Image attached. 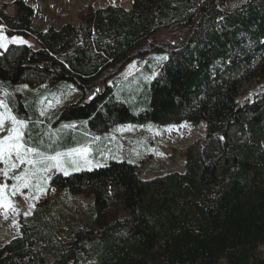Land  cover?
I'll return each mask as SVG.
<instances>
[{
	"label": "trees",
	"instance_id": "1",
	"mask_svg": "<svg viewBox=\"0 0 264 264\" xmlns=\"http://www.w3.org/2000/svg\"><path fill=\"white\" fill-rule=\"evenodd\" d=\"M34 16L26 0H0V30L41 47L11 45L0 86L72 84L81 98L53 128L77 125L73 136H83L129 123L207 122L208 132L188 150L186 174L145 181L135 165L113 161L55 176V188L94 196L99 228L80 227L51 262V212L36 210L0 248V264H264V91L238 102L246 82L264 80V0H134L129 10L89 3L77 23L47 31L32 27ZM163 30L174 41H159ZM154 52L168 59L135 113L108 82ZM9 105L21 115L34 99Z\"/></svg>",
	"mask_w": 264,
	"mask_h": 264
},
{
	"label": "rangeland",
	"instance_id": "2",
	"mask_svg": "<svg viewBox=\"0 0 264 264\" xmlns=\"http://www.w3.org/2000/svg\"><path fill=\"white\" fill-rule=\"evenodd\" d=\"M7 3L6 13L11 16L16 15L13 2ZM26 3L35 10L32 27L47 31L51 27L60 30L67 22L77 23V12L89 3L94 4L96 9L112 5L129 10L133 7L134 0H26ZM157 36L159 41L169 43L174 41L173 33L169 30H163ZM0 37H3L0 43L5 44L7 49L11 45L28 46L33 50L41 48L34 37L30 39L19 36L8 37L5 26L0 30ZM14 40L17 42H13ZM20 40L26 43L21 44L18 42ZM5 52L0 48V57ZM164 56L167 57V54L154 52L149 56L138 58L108 82L114 88L116 98L128 103L133 112L140 113L144 109L143 104L150 86L166 62L158 58ZM262 91H264V80L252 79L243 85L238 102L240 104L252 102ZM18 95L33 97L34 106L28 113L17 115V112L11 109L9 101ZM80 98L81 93L69 83L0 86V100L8 105L12 114L26 122V127L23 129L24 140L29 146L38 147L47 156H55L57 153L67 154L73 149L84 147L89 149L85 156L75 154L62 156L60 161L62 168L51 167L48 172L38 173L32 179V186L29 188H22L15 194L11 187L4 190V196L0 200V248L20 235L23 219L32 217L36 210L48 209L51 212L54 238L58 245L57 251L51 258L53 262L62 254L64 247L71 243L80 227L90 231H97L99 228L94 196L75 195L67 190L55 188L52 185L55 176L93 171L107 167L113 161L135 165L139 178L145 181L173 173L186 174L188 150L202 143L208 132L207 122L199 124L183 122L176 125L129 123L115 126L104 135L86 133L83 136L82 134L73 136L77 125L53 128L52 124L60 113L68 106L77 103ZM10 126V122L6 120L5 127ZM6 135L7 132L0 133V137ZM73 160L76 164H72ZM47 163L51 165L54 162ZM5 167L4 163H0V169ZM16 174L19 172L17 171ZM13 175V172H9V177ZM42 176L46 177V180L41 179ZM9 177L0 174V183L17 184L15 179ZM38 188H42L43 191H39ZM9 203L13 207L5 206Z\"/></svg>",
	"mask_w": 264,
	"mask_h": 264
},
{
	"label": "snow or ice",
	"instance_id": "3",
	"mask_svg": "<svg viewBox=\"0 0 264 264\" xmlns=\"http://www.w3.org/2000/svg\"><path fill=\"white\" fill-rule=\"evenodd\" d=\"M3 39V37H0ZM17 42V41H13ZM21 44L26 41H18ZM0 48L7 51V46L0 43ZM160 60H167L168 57H159ZM0 133L7 132L6 136L0 137V163H4L6 167L0 169V174L4 177H9V172H13L14 175L9 178H13L17 181L15 185H8L0 183V200L4 196V190L8 187L13 189V194L19 192L22 188H29L32 186V179L37 176L38 173L48 172L51 167L62 168L61 157L64 155L71 156L73 154L85 156L89 149L87 147L81 149H73L72 152L67 154L57 153L55 156H47L44 152L40 151L38 147L29 146L27 141L24 140L25 132L23 129L26 127V122L20 120L17 116L12 114L8 105L0 100ZM10 122V127H5V121ZM52 161L51 165L47 162ZM72 164H76V161H72ZM26 166V167H22ZM42 166V167H38ZM17 171L19 174H16ZM65 174L67 171L65 170ZM46 180V177H41ZM39 191H43L42 188H38ZM7 207H13L10 203L5 205Z\"/></svg>",
	"mask_w": 264,
	"mask_h": 264
}]
</instances>
